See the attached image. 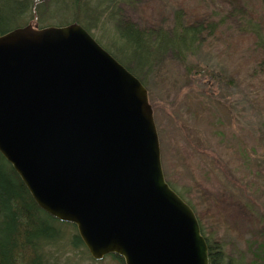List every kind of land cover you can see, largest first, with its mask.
I'll return each mask as SVG.
<instances>
[{
    "label": "water",
    "instance_id": "water-1",
    "mask_svg": "<svg viewBox=\"0 0 264 264\" xmlns=\"http://www.w3.org/2000/svg\"><path fill=\"white\" fill-rule=\"evenodd\" d=\"M0 152L93 259L209 264L194 209L165 179L146 86L80 24L0 35Z\"/></svg>",
    "mask_w": 264,
    "mask_h": 264
},
{
    "label": "rangeland",
    "instance_id": "rangeland-1",
    "mask_svg": "<svg viewBox=\"0 0 264 264\" xmlns=\"http://www.w3.org/2000/svg\"><path fill=\"white\" fill-rule=\"evenodd\" d=\"M178 9L192 22L221 24L195 54L181 60L168 52L152 71L142 69L165 179L227 256L256 264L264 242V46L247 23L264 41V0H133L124 7L142 28L171 26ZM66 227L45 248L50 264H122L73 246L77 228Z\"/></svg>",
    "mask_w": 264,
    "mask_h": 264
},
{
    "label": "trees",
    "instance_id": "trees-1",
    "mask_svg": "<svg viewBox=\"0 0 264 264\" xmlns=\"http://www.w3.org/2000/svg\"><path fill=\"white\" fill-rule=\"evenodd\" d=\"M129 2L133 4V0H0V35L30 23L39 27L78 23L107 48L103 38L108 40L109 48L117 51L114 56L145 84L144 67L152 71L168 52L173 55L177 52L181 60L195 54L221 24L211 19L192 22L178 9L171 26L143 29L125 15L124 7ZM247 25L264 46L254 25ZM198 220L209 246V264H241L225 254L219 240L211 241L212 237L206 236L201 216ZM66 225L74 226L44 211L0 152V264H50L45 248L56 246L57 240L63 239ZM70 241L75 247L85 246L77 232ZM257 253L256 264H263L264 242ZM111 256L125 264L121 256L114 253Z\"/></svg>",
    "mask_w": 264,
    "mask_h": 264
}]
</instances>
